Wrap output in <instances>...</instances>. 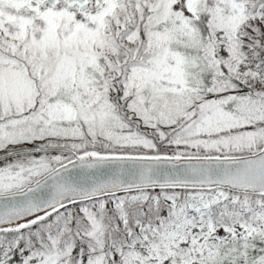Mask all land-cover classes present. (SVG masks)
<instances>
[{
    "label": "snow or ice",
    "instance_id": "1",
    "mask_svg": "<svg viewBox=\"0 0 264 264\" xmlns=\"http://www.w3.org/2000/svg\"><path fill=\"white\" fill-rule=\"evenodd\" d=\"M0 264H264V0H0Z\"/></svg>",
    "mask_w": 264,
    "mask_h": 264
}]
</instances>
